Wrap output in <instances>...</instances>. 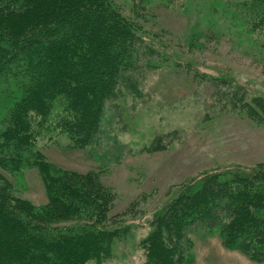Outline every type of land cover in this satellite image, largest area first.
Here are the masks:
<instances>
[{
	"label": "trees",
	"instance_id": "trees-1",
	"mask_svg": "<svg viewBox=\"0 0 264 264\" xmlns=\"http://www.w3.org/2000/svg\"><path fill=\"white\" fill-rule=\"evenodd\" d=\"M246 8L247 26H259L264 36V0ZM157 41L113 0H0V264L102 263L112 256L116 241L130 230L110 214L112 190L96 170L55 165L36 142L53 131L73 148L89 147L108 101L126 90L139 94L142 69L174 62L192 71ZM143 55L149 59L140 64ZM193 75L216 85L232 82ZM250 107L255 117L264 116ZM162 141L154 138L149 150L163 148ZM24 167L37 170L46 202L35 204L15 192L8 174ZM69 220L74 223L60 225ZM194 224L216 231L225 247L264 261V161L181 184L138 241L142 264H188L192 242L186 236Z\"/></svg>",
	"mask_w": 264,
	"mask_h": 264
},
{
	"label": "rangeland",
	"instance_id": "rangeland-1",
	"mask_svg": "<svg viewBox=\"0 0 264 264\" xmlns=\"http://www.w3.org/2000/svg\"><path fill=\"white\" fill-rule=\"evenodd\" d=\"M113 1L156 37L159 49L173 60L187 61L192 71L174 62L142 69L136 80L139 94L126 90L108 101L97 140L89 147L73 148L66 136L53 131L38 137L36 146L57 166L98 171L114 195L110 214L130 225L109 259L85 264H142L145 252L138 241L150 231L154 212L181 184L264 161V116L255 117L250 107L264 114V36L259 26L249 29L246 22V6L257 0ZM136 49L141 52L140 46ZM148 59L143 55L138 63ZM194 71L232 82L216 85ZM157 136L164 147L149 150ZM8 177L21 197L46 202L35 168ZM188 233V264H264L225 247L216 231L200 224L191 225Z\"/></svg>",
	"mask_w": 264,
	"mask_h": 264
}]
</instances>
